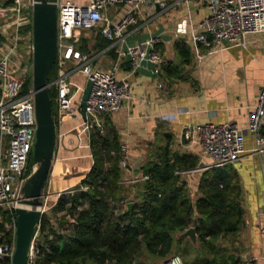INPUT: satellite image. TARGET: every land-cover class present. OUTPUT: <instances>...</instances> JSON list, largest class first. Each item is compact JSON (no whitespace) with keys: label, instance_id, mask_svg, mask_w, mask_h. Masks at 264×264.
<instances>
[{"label":"crops","instance_id":"1","mask_svg":"<svg viewBox=\"0 0 264 264\" xmlns=\"http://www.w3.org/2000/svg\"><path fill=\"white\" fill-rule=\"evenodd\" d=\"M70 1L80 4L85 0ZM9 4L10 0H0V8ZM165 4L166 8L160 10L156 5L139 3L137 10L133 12L134 22L127 26L121 42L110 47L112 52L105 47H93L96 33H86L81 38L86 40V50L92 55L94 66L103 70L109 68L119 50L124 51L126 46L149 38H155L152 47L161 57L156 74L152 71L154 65L144 57L128 77L130 98L126 105L117 111L100 115L105 127L114 130L118 144L127 148V165L119 173L124 205L138 199L140 183L128 184L125 180L139 176L140 166L152 159L155 151L164 145L172 153L190 154L196 158L195 169L180 177L192 203L197 196L199 175L206 169L204 165L208 158L197 144H185L180 140L181 126L204 122H233L242 129L247 112L255 104L258 89L264 82V34L247 35L243 48L231 46L212 53H202L196 59L191 52L189 31L207 13L205 0H178L176 3L174 0H165ZM118 8L120 10L122 6L107 9L106 18L109 22L115 20ZM7 22L6 17L0 16V30H4ZM179 23L184 26V34L177 33L176 26ZM26 26L20 28L22 33L30 30ZM176 40H183L188 48L185 62L178 58L173 48ZM199 48L204 50L202 46ZM127 59V55L121 56L118 77H122L129 69ZM163 62H170L175 66V74L165 75L161 70ZM69 80L78 86L85 85L80 73H72ZM75 125V121L67 119L57 127L66 134L54 154L45 181L44 188L48 191L51 190V182L60 183L66 171H79L77 177L64 179L69 183L60 188L71 190L70 195L77 192L79 187L76 188V185L91 165L86 133H79L78 145L72 143L74 133L78 132ZM261 131L264 132V126ZM242 140L246 151L231 165L239 179L242 221L234 236L217 243L221 246L218 254L231 256L234 263L228 261L227 264H264V179L261 174L264 154L257 157L248 152L251 137L247 133L242 135ZM72 157L77 159L75 163L69 161ZM59 176H62L61 179ZM60 190L53 191L56 193ZM86 204L84 199L77 209ZM4 226L9 230L6 224ZM181 232L174 233L177 240L173 244V251L168 255L185 250L184 261L189 264H199L210 258L211 253L202 251L199 247L196 234L195 242H191L189 238L181 237ZM190 251L193 254L187 258Z\"/></svg>","mask_w":264,"mask_h":264},{"label":"built area","instance_id":"2","mask_svg":"<svg viewBox=\"0 0 264 264\" xmlns=\"http://www.w3.org/2000/svg\"><path fill=\"white\" fill-rule=\"evenodd\" d=\"M177 1L174 0V3ZM32 2L33 0H10L9 6L0 8V16L8 19L4 30H0V209L8 212L18 205L21 198L20 187L27 176L26 163L34 141L35 120L31 85L20 94L25 80L30 75V65L24 63V59L25 56H30L31 52L30 30L22 33L20 28L30 25L29 11ZM139 3L146 6L156 5L160 10L166 8L165 0H85L80 4L70 0H54L56 46L52 65L55 76L48 82L54 92L53 157L66 134L57 129L62 121L71 119L76 122L75 128L78 132L74 133L72 143L78 145L80 132L86 131L89 134L91 128L101 132L100 115L117 111L126 105L130 98L128 77L144 57L154 65L153 73L158 72L161 57L152 47L155 38L126 46L124 51L119 50L109 68L104 70L94 66L89 51L77 47L79 40L86 33L99 32L109 41L106 48L121 42L127 26L134 22L133 12L137 10ZM205 4L207 13L194 23L189 31L191 52L196 59L202 53H212L231 46L243 48L247 35L264 34V0H205ZM113 6H122V9L118 8L115 20L111 23L106 18V12ZM176 27L178 34H184L182 23ZM199 46L204 50H200ZM123 55L128 57L129 69L122 77H118ZM72 73H80L85 82H90L84 118L80 115L79 107L84 86H78L69 80ZM263 126L264 82L258 89L255 104L247 112L246 123L242 129L233 122L184 124L180 128L179 138L185 144L194 143L201 147L203 154L208 158L204 168L221 167L234 164L246 151L242 140L245 133L251 137L248 152L256 154L257 157L262 156ZM127 157L126 146L119 145V173L125 170ZM194 169L174 171L173 174L181 177ZM261 174L264 179V162H261ZM145 179L146 176L140 174L126 179L125 182L136 184ZM86 189V185L79 186V190ZM70 193L71 190L63 189L56 192L55 196ZM121 207L124 208L125 205L121 203ZM41 210L43 213V208ZM69 221L73 223L72 216ZM6 225L12 232V237L10 241L0 242V264H4L6 258L9 259L13 247L14 219ZM58 232L62 233L63 230ZM24 264H35L33 239ZM158 264L186 263L179 255L173 253Z\"/></svg>","mask_w":264,"mask_h":264},{"label":"trees","instance_id":"3","mask_svg":"<svg viewBox=\"0 0 264 264\" xmlns=\"http://www.w3.org/2000/svg\"><path fill=\"white\" fill-rule=\"evenodd\" d=\"M26 28L30 29V25ZM94 37V48L108 47L109 41L99 32ZM77 47L86 50V40L80 39ZM173 48L181 61H187L188 48L183 40L174 41ZM106 50L112 52L110 47ZM161 70L165 75L176 72L170 62H163ZM54 76L52 65L46 82ZM28 80L29 76L23 88ZM47 93L53 112V89ZM88 136L92 162L76 186L86 185L87 189L71 195L60 194L52 206L57 211L68 204L66 209L73 223L65 229L68 234L59 233L51 226L45 228L48 220L44 213L41 214L35 230L39 239L33 242L35 264H103L106 261L131 264L139 252L164 259L173 251L177 240L174 233L188 225H192L201 250L211 253L210 258L199 264L234 263L231 256L218 254L221 246L217 245L234 236L242 221L239 179L231 165L204 169L197 182V196L191 203L184 182L173 172L194 168L195 156L172 153L167 145L161 146L152 159L140 166L146 179L139 183L138 199L126 210L121 207L123 196L117 167L119 144L114 130L108 127L101 133L91 128ZM31 164L29 154L26 175ZM84 199L86 206L77 209ZM13 219L12 211L0 209V242L11 240L12 232L4 225ZM184 251L180 252L183 260ZM5 263L8 264V258Z\"/></svg>","mask_w":264,"mask_h":264},{"label":"water","instance_id":"4","mask_svg":"<svg viewBox=\"0 0 264 264\" xmlns=\"http://www.w3.org/2000/svg\"><path fill=\"white\" fill-rule=\"evenodd\" d=\"M30 36V81L35 120L31 158L34 167L22 182L21 198L12 209L14 229L9 264L25 262L42 214L43 189L53 158L55 128L46 78L53 64L56 46L54 0H33L30 6ZM89 88L90 82L86 81L79 100L80 115L83 118ZM130 207L131 202H126V210ZM180 236L195 242L193 227L185 228Z\"/></svg>","mask_w":264,"mask_h":264},{"label":"rangeland","instance_id":"5","mask_svg":"<svg viewBox=\"0 0 264 264\" xmlns=\"http://www.w3.org/2000/svg\"><path fill=\"white\" fill-rule=\"evenodd\" d=\"M92 34V33H90ZM28 59V60H27ZM27 62V64L30 65V56H28L27 58L24 59V63ZM53 68H54V65H53ZM30 72V71H29ZM51 81V80H50ZM31 85V81H30V75H29V80L27 81V84H26V87L21 88V91H20V94H22L24 92V90ZM52 86L51 85H48L47 86V90L48 91H52ZM100 123H101V133H103L105 130H106V127L105 125L103 124L102 122V119L100 117ZM82 133H86L87 135V141L89 139V136H88V133L86 131H83ZM90 157H91V154H90ZM77 159H74V157H72L71 160H69L71 163H75ZM33 167V164H31L30 166V170L32 169ZM79 171H71V172H67L66 171V174L65 176H59V178L61 179L62 177V181L60 183L58 182H51V185H50V189L51 190H46L45 188L43 189V197H42V208H43V213L45 214V217L47 218L48 220V224L45 226V228L47 226H51L52 228H55V230H60V228L68 234V231H66L65 229H67V226L70 224V213H68V209H66L68 207V205L66 207H64V209L62 210H53L52 206H53V202H56V198L54 195H55V191L58 189H60L61 187L65 186V184H68L69 182L66 181V180H69L71 179L72 177H77V175H79L78 173ZM77 186V185H76ZM75 188V187H73ZM55 190V191H53ZM53 191V192H52ZM54 193V194H53ZM53 194V195H52ZM69 195V194H67ZM80 209V208H79ZM61 224V225H60ZM36 233V232H35ZM36 236V234H35ZM38 234L36 237L33 238V242L34 241H37L39 238H38ZM177 255H179V257L181 258V260L184 262L183 260V257L181 256L180 252L178 253L177 251H175ZM191 253L188 255L187 258H190L191 257V254H193L192 251H190ZM161 259L159 257H156V256H148L147 254L143 253V252H139L137 255H135V257L132 259L131 261V264H158L159 261ZM8 264H9V259H8ZM84 264H93L91 262H86ZM103 264H112L111 262H104Z\"/></svg>","mask_w":264,"mask_h":264},{"label":"bare ground","instance_id":"6","mask_svg":"<svg viewBox=\"0 0 264 264\" xmlns=\"http://www.w3.org/2000/svg\"><path fill=\"white\" fill-rule=\"evenodd\" d=\"M60 190V189H59Z\"/></svg>","mask_w":264,"mask_h":264}]
</instances>
